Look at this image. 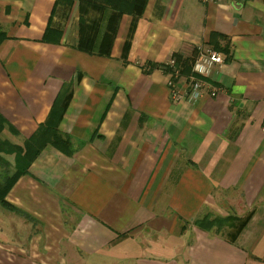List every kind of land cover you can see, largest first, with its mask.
<instances>
[{
    "label": "crops",
    "instance_id": "0c3cea01",
    "mask_svg": "<svg viewBox=\"0 0 264 264\" xmlns=\"http://www.w3.org/2000/svg\"><path fill=\"white\" fill-rule=\"evenodd\" d=\"M61 5L0 0V141L23 146L60 99L77 150L47 146L9 192L32 221L0 206V264H264V0H148L114 26ZM215 33L230 45L216 97L190 101L182 77L174 99L171 75L142 69ZM215 211L224 228L198 225Z\"/></svg>",
    "mask_w": 264,
    "mask_h": 264
},
{
    "label": "trees",
    "instance_id": "16d2710c",
    "mask_svg": "<svg viewBox=\"0 0 264 264\" xmlns=\"http://www.w3.org/2000/svg\"><path fill=\"white\" fill-rule=\"evenodd\" d=\"M75 1L76 0H57V5L62 4L65 7L72 8ZM87 1L89 5H92L96 8H103L104 10H107V8L111 9L114 13V16L112 17L113 19L111 18L110 23L111 25L113 24V26L117 24L116 17H121L123 14L128 13L129 11L133 12L134 18H140L143 15L148 2V0ZM134 27L135 24H133V28ZM61 36L62 34L60 30L56 29L55 27H50L49 23V27L43 37V41L46 43L59 44ZM0 38H2V36H0ZM225 39V37L215 33L212 35L209 46L215 52L224 55H230V45L225 41ZM130 45L131 43L129 40V42H127V44L125 45L124 50L125 61H127L126 59L129 53ZM198 53L199 51L194 50L190 57L185 56L181 52L174 53L171 56V60L169 63L157 64L153 62H147L142 66V69L147 74H150L155 70H160L165 74L172 75L175 85L182 77L186 78L187 81H189L191 77H196L198 80H205L211 85H215L214 83L212 84V81H210V79L202 78L193 73V64L198 56ZM176 73H178L177 77ZM58 103H60V99L55 103L53 112L51 113V116L45 126H43L31 139L27 140L23 146H13L6 142L0 141V206L4 207L12 213H15L16 215L25 217L29 221H32L31 217L20 212L19 209H17L7 201L9 192L12 190L20 177L29 173L30 166L41 155V153L47 146L50 145L67 156H72L77 151L71 141V138L62 133L59 129V125L64 116L65 105H61L60 108H58ZM1 154L8 156L15 155V164L12 165L7 159L1 156ZM12 167L14 169L13 173H11L10 171ZM235 219L239 220V218ZM227 222L228 220L223 218L216 219L214 222L210 223H205V221L199 220L198 225L204 229L210 230L216 226L219 228H224ZM246 223L247 222H243L242 224L240 223L239 226L237 225L238 222L232 223L231 226L233 228V231L229 234V236L233 241L237 238L240 229H242Z\"/></svg>",
    "mask_w": 264,
    "mask_h": 264
},
{
    "label": "built area",
    "instance_id": "2783aa9c",
    "mask_svg": "<svg viewBox=\"0 0 264 264\" xmlns=\"http://www.w3.org/2000/svg\"><path fill=\"white\" fill-rule=\"evenodd\" d=\"M214 0H202L204 3H209ZM225 56L221 53L215 52L210 49L199 50L198 56L193 64V73L205 79H210L213 70L216 67L222 66L225 63ZM178 73H176V77ZM169 87L172 90V96L174 99L178 98L179 92L177 91L174 83V79L171 75L169 81ZM222 90L220 88H214L213 85L205 80H198L196 77H191L189 81L186 80V95L190 101H197L201 99L205 94L210 97H216Z\"/></svg>",
    "mask_w": 264,
    "mask_h": 264
},
{
    "label": "rangeland",
    "instance_id": "374dc122",
    "mask_svg": "<svg viewBox=\"0 0 264 264\" xmlns=\"http://www.w3.org/2000/svg\"><path fill=\"white\" fill-rule=\"evenodd\" d=\"M24 143H25V142H24ZM23 145H24V144H23ZM8 160L10 161V163H11L12 165L15 164L14 161H13V158H12V157H9ZM10 171H11V173L14 172L13 167L11 168ZM0 172H1V170H0ZM222 197H223V196H222ZM235 197L238 198V199H241L240 196H238V194H236ZM223 201H224L225 208L227 209V208H228V207H227V204H229V203H228L227 200H225V199H223ZM223 207H224V206H223ZM223 209H224V208H221V209H219V211L222 210L223 213H226ZM215 212H217V213H216V214H217L216 217H213L211 213H207V214H205V216H203V217H202L201 219H199V220H201V221H205V223H210V222H214L216 219H220V218L223 216V214L219 213L218 211H215ZM227 212H228V211H227ZM231 212H232V211H231ZM231 212H228V213L231 214ZM232 213H235V212H232Z\"/></svg>",
    "mask_w": 264,
    "mask_h": 264
}]
</instances>
